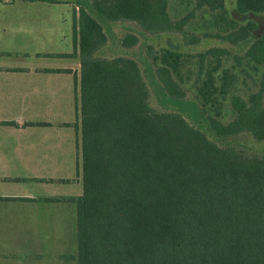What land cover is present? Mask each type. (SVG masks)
Returning <instances> with one entry per match:
<instances>
[{"label": "trees", "instance_id": "trees-1", "mask_svg": "<svg viewBox=\"0 0 264 264\" xmlns=\"http://www.w3.org/2000/svg\"><path fill=\"white\" fill-rule=\"evenodd\" d=\"M171 1L91 0L74 15L82 182L73 201L76 264H264V154L212 139L264 140V35L254 37V21L230 19L226 0H176L174 10ZM235 10L264 14V0H236ZM197 19L206 28L200 35ZM114 22L176 34L187 46L251 42L242 54L148 47L142 71L132 59L93 57L106 44L103 23ZM137 42L126 34L121 46ZM150 92L164 111L149 105Z\"/></svg>", "mask_w": 264, "mask_h": 264}, {"label": "crops", "instance_id": "crops-1", "mask_svg": "<svg viewBox=\"0 0 264 264\" xmlns=\"http://www.w3.org/2000/svg\"><path fill=\"white\" fill-rule=\"evenodd\" d=\"M75 0H0V264H73L82 194ZM76 262V260H75Z\"/></svg>", "mask_w": 264, "mask_h": 264}, {"label": "rangeland", "instance_id": "rangeland-1", "mask_svg": "<svg viewBox=\"0 0 264 264\" xmlns=\"http://www.w3.org/2000/svg\"><path fill=\"white\" fill-rule=\"evenodd\" d=\"M91 0H75V3L78 6L83 5L84 3L90 2ZM236 0H226L225 8L228 14V17L238 24H243L247 21H254L257 24V29L254 32V37H259L264 35V14L259 13H246L244 15H239L235 10ZM80 3V5H79ZM179 3L176 0L171 1L172 9H179ZM182 11L185 10L184 7L181 8ZM78 12V11H77ZM209 18L208 15H205V19ZM195 34L200 35L201 31L205 30V27H202V19H197L194 22ZM209 30H215L214 27H207ZM103 31L106 37V44L101 47L97 52L94 53L93 57L97 59H106L112 60L117 57H125L128 59L135 60L139 65L142 71L145 69V64L151 60L149 56V48L151 47L152 53H157L160 49H169L172 51L183 52V53H192L203 51L210 47H221L229 49L233 54H242L249 43L246 41L240 45L233 46L227 42L220 41L218 39H201L200 43L195 45L187 46L183 44V40L180 36L176 34H158L152 35L145 32H142L135 24L131 22H114V23H103ZM126 34H132L137 37L138 42L136 45L130 48H124L121 46V39ZM150 52V53H151ZM229 63L227 66H229ZM235 71V70H234ZM143 75L145 73L143 72ZM256 77V75H254ZM242 75L239 74L241 79ZM241 84L238 85L240 87ZM149 105L156 111H164V109L157 103L153 93L149 94ZM224 111H223V121H229L231 119V113L227 106V102H224ZM212 139L217 144H224L228 142L232 144L239 153H244L247 156H261L264 154V140L257 142L248 134H240L228 138L225 141L218 140L216 138ZM73 247L68 250L58 251V253L65 254L66 257L72 258L73 264L75 262V254L77 249L76 244V232L74 238H72Z\"/></svg>", "mask_w": 264, "mask_h": 264}]
</instances>
